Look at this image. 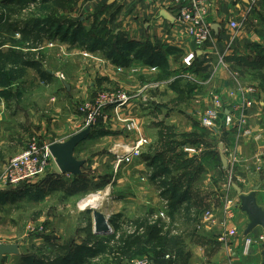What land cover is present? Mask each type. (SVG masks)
<instances>
[{"label":"rangeland","instance_id":"374dc122","mask_svg":"<svg viewBox=\"0 0 264 264\" xmlns=\"http://www.w3.org/2000/svg\"><path fill=\"white\" fill-rule=\"evenodd\" d=\"M16 1L18 4H0V11H3L5 7H11L13 12L9 16L10 23L16 25L0 27V53L4 57L3 62L0 63V65L2 64V68L0 69V98L5 103L7 117L21 114L18 116L21 121L19 123L24 126V107H27L26 109H30L27 113V122L31 118H36L39 120V124L41 121H44L45 125L44 137H38L40 138L38 139L34 136H29L28 145L21 153L25 152L33 141L38 147L42 145L50 146L51 144L64 143L65 140L67 141L74 134L87 128L90 129V133L87 139L82 142L84 143V147L82 146L81 148L82 150H86L84 158L88 160H85L84 164L88 163L86 166L87 172L81 174V178H76L74 182H72V179H74L72 175H70V178L58 182L60 176H58L59 178H55L54 176L56 175L52 174L51 170H49V167L53 163L52 159L49 161L48 168L44 173L19 186H10L4 182V171L10 160L21 153L10 158L5 163L4 169L0 172V243L18 245L20 255L6 256L0 264H24L21 261V258L24 257H31L33 260L39 259L44 261L45 264H135L144 260L151 262L155 257V253H153L151 248H147L141 253H136L135 249L129 246L133 245L132 242L146 227H155L162 238L179 237L184 240V245L187 247L189 253L191 250L195 251V248H198V245L201 244L202 233H204V230L200 229L202 227L200 222L204 219L206 213L210 211L209 207L205 206L206 204L204 203L199 204V202L195 203V205L193 204L191 207L188 205L183 206L181 203L171 210L160 204L161 201L158 204L156 202L155 207H151L152 197L154 198L158 194L160 198L161 196L165 197L161 193L166 186L172 187L175 182L184 179V171H181L179 166L185 159L178 154H168L163 159L164 163L156 166L157 171L162 169L163 165L170 166L171 170L167 175L168 177L162 179L158 176V179L152 181V183L147 178L148 172L146 174L147 177H141V179L138 176H134V173L132 175L130 173L132 167H128V171L129 169L130 171L127 173L130 174L124 176L125 174L123 175V173L125 172L123 169L127 168V166L123 165L116 169L114 164L111 163L113 159L108 151L111 147V142H109L111 140L109 139L115 138L117 132L103 126L102 121L104 122L107 119L108 114L105 115V119H98L94 125H89L87 122L90 110L88 107L84 108V105L93 104L102 95L108 93H111V95L116 94L115 92L102 90L99 88V85L97 88L93 87V84H99L96 82L100 75V71H98L99 66H95L96 63L94 64L93 62L101 64L100 58L103 56L100 51H89L88 47L90 42L96 38L113 43V35L117 34L116 25H108L106 21H99L97 18L94 20L86 19L87 26H83L84 33L87 35L89 32L88 47L86 48L71 41L72 29L70 28L71 22L79 24V14L75 18L71 19L70 17L72 15L74 17V12H78L79 5L85 0ZM43 20L55 23V28H58L59 25L64 26L60 30V35L58 37L55 36L52 40L44 37L41 43H35L33 36L20 31L24 29V24L30 21ZM74 20L76 21L73 22ZM106 28L107 30H105ZM65 31H69L67 37H63L62 33ZM261 34L263 35L264 33ZM121 35L120 33L119 37ZM124 39L131 38L126 37ZM141 39L143 38L134 43L136 46L138 45L137 47H140L138 48L140 50L145 49L144 43H147L141 41ZM228 49L229 45L226 51H229ZM253 50L255 55H259L258 49L253 48ZM253 57L256 58L257 56ZM24 59L39 62L43 73L46 74L45 79L40 77L33 69L25 68ZM219 66H224V60L219 63ZM238 72L241 74H239V80H233L232 83L236 85L239 94L244 95L248 91L247 94L253 95L255 88L252 86H257L258 89L259 87H264V71L251 73L245 72V68H242ZM248 77H253L254 79L251 80ZM63 83L69 86V91H66ZM37 87L40 89L38 94H41V97H43L41 99L43 103H39L38 106L33 104L32 107H38V111L32 109L29 103L35 95L25 96L28 102L24 105V89H32L34 90L33 93H35ZM174 87L186 89L187 85L179 80H175ZM262 90L264 91V88ZM54 93L56 94L53 95ZM86 94L87 96L85 97ZM152 94L151 98H156L154 103L159 102V105L167 104L170 107L176 106L178 108L181 106L177 102L179 101L177 99L171 105L168 94L158 91L157 94ZM54 96L59 100L57 99L52 102ZM252 99L254 100V98H251L249 101L252 102ZM213 101L210 104L211 107ZM254 105L255 103L249 108V112L250 109H253ZM210 108L208 107V109ZM208 109L202 111L200 117ZM106 110H110L111 113L113 112L111 105L107 106ZM240 114L238 112L234 116L232 113L233 119H240ZM243 114L246 117V124H243L244 130L242 132L245 131L244 133H248L247 135H249L251 129L247 127V119L249 117L247 118L246 111ZM221 115L223 116V112L219 115V120L217 121L218 124H222L223 122L224 128H221V132H225V129L232 130L233 128L235 130L236 124L230 127L225 126ZM111 117L112 119L116 118L114 114H111ZM161 119L158 117L156 121L158 122ZM115 121L117 120L115 119ZM119 123L122 124L121 122ZM152 123L154 122L149 119L146 120L144 128H147V131L150 130L155 133L156 129H154L155 127ZM177 125V127L174 126L176 131L182 134L184 129L188 127L186 125L182 126L183 124L181 123ZM247 135L243 134L242 136ZM143 138L146 140V143L141 151L146 153L149 137ZM156 141L158 142V138ZM177 142L175 141L173 145L165 146L163 138L159 140V143H153V147H157L158 150L160 147L161 151L168 147L174 150L175 143ZM218 142L219 139L217 138L215 141L216 145ZM82 143L77 147L82 145ZM115 153L122 154L119 146L113 151V154ZM93 156L100 158V161H102L95 168L90 167L92 162L89 159L93 158ZM259 164L264 168V161H259ZM237 166L234 165L233 168L237 169ZM196 167L197 164L192 165L189 173H194ZM243 167L242 165L240 166V168L245 169ZM61 175H65L66 177L69 174L61 173ZM231 175L228 177V175L222 176V174L215 173L212 184L215 186L223 185L229 178H232ZM203 178L204 176H200L191 181L192 188L195 189L201 186ZM55 181H57V187L68 185V187H71L68 188V191H72L73 189L79 192L78 195L70 197L60 191H49V189H54L52 187L56 185L54 184ZM230 183L231 185L239 186L242 194L250 192L252 187L259 184L260 189L256 193V201L258 206L264 208V179L258 183V178L254 177L251 185L247 184V186L241 180L237 181L234 178ZM139 187L142 188L141 192L138 190ZM208 188L211 189L209 185ZM2 191H5V193ZM134 191L137 192L135 193ZM230 193V198L236 199L233 208V223L236 227L238 238L234 241L222 236L221 244L231 245L233 248H236L235 250L233 249V252H236L237 259H239L236 262L239 264H261V252L263 251L264 244L263 230L261 227H256L248 235L251 240L250 252L248 256H242L240 249L241 240L239 237L243 235L249 222L246 214L240 210L238 196L233 187L230 189ZM95 194L101 199V204L95 209L85 208L84 206L88 198ZM93 210H97L109 218L112 230L111 235H94ZM221 210L222 208L215 215L221 214ZM161 212H163L162 216H160ZM185 215H190L194 220L193 223L188 222L187 219L185 220ZM112 221L113 224L111 223ZM182 230H189L192 234L178 236L180 235L178 233L182 232ZM171 254L173 253L167 252V255L170 256ZM169 261L163 257V261L159 264H168ZM174 261L175 259H172V264H175Z\"/></svg>","mask_w":264,"mask_h":264},{"label":"crops","instance_id":"0c3cea01","mask_svg":"<svg viewBox=\"0 0 264 264\" xmlns=\"http://www.w3.org/2000/svg\"><path fill=\"white\" fill-rule=\"evenodd\" d=\"M175 11L176 5L172 0H85L79 5L78 12H74V17L72 15L70 18H75L79 14L81 26H87L86 19L104 20L108 25H116V33H121L122 38L130 37L131 39H127L129 43L134 44L135 41L138 42L140 38H143L141 41L150 45L149 49L152 50V54H157L156 58L159 59L154 60L144 58L146 56L139 58L141 55L137 57L135 53H131L126 57L122 66L119 64L122 63L121 60L115 64L103 57L100 58L101 64L93 62L96 63L95 66H99L98 71H100L96 82L99 84H93V87L97 88L99 85L102 90L120 92L127 96V101L117 109V113L121 118L132 121L138 129L137 132H127L124 125L112 119L111 114L113 115L114 112L106 110L107 119L102 121V124L117 132L115 138L109 139L111 140L109 141L111 149L109 148L108 151L113 159L111 163L114 164L115 154L113 151L117 146L123 152L125 145L132 144L135 139L141 136L149 137L147 152L142 151L140 159L135 160L132 166L123 169L124 176L134 173V176L141 179V177H147L148 172L147 178L150 183L158 179V176L162 179L168 177L170 166L163 165L159 171L156 166L162 165L163 159L170 153L178 154L185 159L186 165L180 167L181 171L188 172L191 165L197 164L198 174L192 173L190 176H204L201 186L194 189L182 185L177 187L174 192L177 195L181 193L178 199L182 200L183 206L191 204V202L206 204L205 206L209 207L214 218V225L207 226L204 219L201 220L202 227L200 229L204 230L203 240L198 248H195V251L191 250L189 253L187 249L188 264H239L236 262L239 260L236 252H233V249L236 248L221 244V237L224 235L220 229L222 217L220 213L217 216L215 214L221 208L223 209L225 194L223 185L215 186L212 181L215 173L222 174V176L228 175V177L233 174L231 179L241 180L246 186L247 184L251 185L254 177L258 178V183L264 179V168L259 164V161H264V91L262 90L264 87L258 86V89L257 86H252L255 88L253 95L247 94L248 91L242 95L237 92L236 85L232 83L233 80H239L240 73L238 71L242 68H245V72L251 73L264 71V34H261L264 33V0H211L207 7L205 22L211 26L217 24L221 28L218 35L213 33L211 42L203 45L197 51L186 33L187 25L174 20ZM162 12L171 16L173 22L165 20L161 16ZM230 22H236L238 29L231 31L228 26ZM228 45L229 51H226ZM253 48L259 50V55H255ZM192 52H195L194 59L191 65L186 67L183 65V60ZM220 56L224 60L222 67L219 66ZM248 79L254 78L248 77ZM175 80L185 83L186 89L174 87ZM42 81L44 80L42 79ZM253 84L255 83L253 82ZM157 91L168 94L171 105L172 102L174 104L175 99L179 100L177 102L181 104L180 108L170 107L167 104L159 105V102L154 103L156 98H151V95H153L152 93L157 94ZM33 92L32 89H24V105L28 102L25 96L35 95L29 103L32 109L38 111V107H32V105L42 104L43 97L38 94L40 92L38 87L35 93ZM53 98L52 102L58 99L55 96ZM251 98H254L252 106L254 103L255 105L253 109H250V112L249 108H246L247 118L249 117L247 127L251 128L249 135L244 137L237 135L233 128L221 132V128H224L223 122L222 124L217 123L213 129L201 126L200 114L211 107L210 104L214 99H221L225 112H232L235 116L240 108H244L245 100L249 101ZM1 101L0 98V172L10 158L21 153L27 147L29 136L42 138L45 134L44 121L39 124L38 119L31 118L27 122V113L30 109L24 107L23 126L19 123L21 121L18 116L21 114L8 116V118L5 103L3 101L1 103ZM158 117L162 119L157 122ZM221 118L223 119L222 115ZM148 119L154 122L152 125L156 129L155 133L144 128V122ZM180 123L183 124L182 126H188L184 129L185 133L183 132V134L175 129ZM163 138L165 146L173 145L175 141H178L175 143L174 150L168 147L161 151L160 147L159 150L157 147H153V143L157 144ZM217 138L219 142L216 145ZM82 146L84 147V143L75 149L73 156L76 160L85 162L88 159L84 158L86 150H82ZM187 149H191L193 152H188ZM222 158L226 161L225 167L222 165ZM89 160L92 162L91 168H95L98 163L102 162L95 156ZM87 165L88 163H85L81 168V174L87 172ZM234 165H238L237 169L233 168ZM239 165L244 166L245 169L240 168ZM128 167H132L130 173H127L130 171V169L128 171ZM49 170L56 175L55 178L60 176L58 182L71 177L70 175H66V177L61 175L54 161ZM72 177L74 178L72 182H74L77 176ZM208 185L211 189L208 188ZM256 186L259 184L244 195L251 193ZM56 187L57 184L52 187L54 189H49V191H60L70 197L79 193L73 189L68 191V188H71L68 185L57 187L58 189ZM169 188L170 186H166L163 191ZM138 190L141 192L142 188L139 187ZM5 191L2 192L5 193ZM151 202V207H155L156 202L157 204L160 202L166 208L172 203L169 197L161 196L160 198L159 194L152 197Z\"/></svg>","mask_w":264,"mask_h":264},{"label":"built area","instance_id":"2783aa9c","mask_svg":"<svg viewBox=\"0 0 264 264\" xmlns=\"http://www.w3.org/2000/svg\"><path fill=\"white\" fill-rule=\"evenodd\" d=\"M210 1L211 0H172V2L176 5L174 20L178 23L187 25L186 33L191 38L196 51L211 41L213 35L211 25L205 22L207 7ZM228 26L231 31L238 29V24L236 22H230ZM194 56L195 52L187 55L183 61L184 66L189 67L194 59ZM221 61H223L222 57L220 58L219 63ZM115 93L116 94L112 95L111 93L102 95L99 100L95 101L93 104L84 105V108L88 107L90 110L87 122L89 125H94L98 119H105L106 107L111 105L116 117L115 119L118 122H121L127 131L137 132L138 129L132 121L121 118L120 114L117 113V109L127 101V96L120 92ZM243 105L244 108H240L239 111L241 113L240 119L234 120L232 113L225 112L224 104L221 99H215L212 107L201 115L199 122L202 127L213 129L219 120V115L223 112L225 126L230 127L231 125L236 124V127L234 128L235 133L237 135H247L248 133H244L245 131L242 132L244 130L243 124H246V117L243 112L247 111L246 108H251L252 102L249 101ZM145 143L146 140L139 136L132 144L124 146V151L121 155L116 153L114 155V167L118 169L123 165H132L135 160L140 159L142 155L141 149ZM48 147L49 146L44 145L38 147L33 141L25 152L10 160L4 171V182L10 186H19L44 173L48 168L49 161L53 159L50 155ZM120 150L122 151V149ZM186 151L193 152L191 149H187ZM231 180L232 179L229 178L228 181L223 184L225 204L221 210L222 220L220 229L224 232L223 237L236 241L238 238L237 230L233 223V208L235 206V201L230 198V189L232 188L230 183ZM161 214L163 215V212L160 213V216H162ZM204 221L207 226L214 225V218L211 211L206 213ZM239 238L241 240V255L248 256L250 252L251 240L249 236L244 235H241ZM164 258L170 260L173 259V256L166 255ZM135 264L152 263L144 260Z\"/></svg>","mask_w":264,"mask_h":264},{"label":"trees","instance_id":"16d2710c","mask_svg":"<svg viewBox=\"0 0 264 264\" xmlns=\"http://www.w3.org/2000/svg\"><path fill=\"white\" fill-rule=\"evenodd\" d=\"M20 1V0H19ZM16 0H0V4H12L16 3ZM18 4V3H16ZM13 12L11 7H5L3 11H0V27L2 26H14L15 24L10 23V14ZM75 22V21H73ZM16 26V25H15ZM19 26V25H18ZM64 26L59 25L58 28H55V23L53 24L51 21L43 20V21H30L26 24H24V29L20 30L24 34H29L33 36V41L35 43H41L44 39V37L52 40L55 36L58 37L60 35V30ZM70 28L71 31V41L78 43L80 46L88 47V40H89V32L87 35L84 33L83 26L81 27V24L72 23ZM68 28V29H70ZM107 30V28L105 29ZM63 34V37H67L69 34V31H65ZM114 41L113 43H110L107 40L96 38L92 42H90V45L88 47L89 51H100L102 53L103 58L110 60L111 62L118 64V61L121 60L122 63H119L121 66L125 63L126 57H128L129 54L135 53V55L139 58L142 56H146L144 58H152L154 60H157L159 58H156L157 54H152V50L149 49L150 45L145 44V49H138L140 47H137L136 44L129 43L124 38L119 37V34L113 35ZM134 51V52H133ZM138 58V59H139ZM4 57L0 53V63L3 62ZM124 62V63H123ZM24 67L33 69L37 72L40 77L45 79L46 74L43 73L41 69V65L37 61H31V60H25L24 59ZM2 68V64L0 65V69ZM41 78V79H42ZM186 165V162L181 163L179 166L182 167ZM194 165V164H193ZM190 166V165H189ZM192 165L189 167L191 168ZM198 167H196V170L194 172V175L198 174ZM191 174L188 172H184V179L178 180L175 182L172 187H170L168 190L163 191L161 195L169 197L172 201V203L169 205L168 209H173L177 207V204H181L182 200L178 199L180 197V194H176L174 192L177 187H181L182 185H185L187 187H191V181H193L196 177L194 175L190 176ZM77 178H81V176H77ZM184 195V194H183ZM182 195V196H183ZM195 203L198 202H191V204L188 206H193ZM200 204V203H199ZM185 210V208H184ZM183 210V211H184ZM185 220L187 219L188 222L193 223V219L190 217V215H185ZM113 224V221L111 222ZM180 235L178 236H186L189 234H192L189 230H182V232L178 233ZM203 240V237H202ZM133 245H129L130 247H133L136 251V253H141L147 248H151L153 253H155L154 259H152L153 264H159L161 261H163V257L167 255V252H171V256H173V260L175 259V264H188L189 258L187 253V247L184 245V240H182L179 237L173 236V237H165L162 238L157 229L155 227H146L143 229L142 233L138 235V237L132 242ZM21 261L24 264H45L44 261L39 259H31V257H24L21 258ZM169 261V260H168ZM172 259L169 261L168 264H172Z\"/></svg>","mask_w":264,"mask_h":264},{"label":"water","instance_id":"95a60500","mask_svg":"<svg viewBox=\"0 0 264 264\" xmlns=\"http://www.w3.org/2000/svg\"><path fill=\"white\" fill-rule=\"evenodd\" d=\"M161 16L170 22H173V18L166 14L165 12L161 13ZM212 31L215 35H218L220 26L214 24L211 26ZM66 91H69L70 88L67 84H64ZM90 129L87 128L77 134H74L66 142L61 144H51L48 147L51 157L54 160L55 165L57 166L60 173L69 174L72 176H79L81 174V168L84 166V161L76 160L73 156L77 146L85 141L89 136ZM222 165L226 166V161L224 158L221 159ZM236 195L238 196L239 205L241 212L245 213L248 218V225L243 232L244 236H248L256 227H261L264 233V208L258 206L256 201V193L259 191L260 186H256L251 193L244 195L241 192V189L232 185ZM93 216V233L95 236H108L112 234L110 228V221L108 217H105L101 212L97 210L92 211ZM19 246L16 244L8 245L0 243V262L6 256H19ZM262 263L264 264V244L263 251L261 252Z\"/></svg>","mask_w":264,"mask_h":264},{"label":"bare ground","instance_id":"6f19581e","mask_svg":"<svg viewBox=\"0 0 264 264\" xmlns=\"http://www.w3.org/2000/svg\"><path fill=\"white\" fill-rule=\"evenodd\" d=\"M100 195V194H99ZM105 195V194H104ZM105 197V196H103ZM99 196L98 195H92L88 198L86 205L84 206L85 208H90V209H95L99 206L100 203Z\"/></svg>","mask_w":264,"mask_h":264}]
</instances>
